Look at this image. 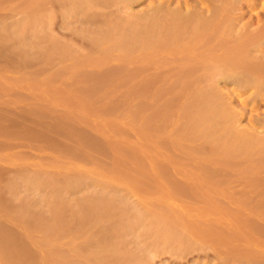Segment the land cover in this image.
<instances>
[{
  "label": "rangeland",
  "instance_id": "1",
  "mask_svg": "<svg viewBox=\"0 0 264 264\" xmlns=\"http://www.w3.org/2000/svg\"><path fill=\"white\" fill-rule=\"evenodd\" d=\"M163 2L0 0V264H264V86L187 59L264 44Z\"/></svg>",
  "mask_w": 264,
  "mask_h": 264
},
{
  "label": "bare ground",
  "instance_id": "2",
  "mask_svg": "<svg viewBox=\"0 0 264 264\" xmlns=\"http://www.w3.org/2000/svg\"><path fill=\"white\" fill-rule=\"evenodd\" d=\"M123 1L125 3H127V4L129 3L128 5L132 6V3L135 2V1H137V0H123ZM229 1H231V2H230V6L228 8L227 7V5H228L227 3H229ZM246 2H247V0H221V3H222L221 6H216L215 7V5L212 4V5H214L213 6V9L209 10V9H206V8H203V9L201 8L202 9V11H201L200 8L197 9L198 8L197 6L196 7L194 5H193L194 7L193 6H189L190 3H188V0H183L182 1V4L181 3H180L181 5H177L176 4L177 6H172L170 0L169 1L166 0V2H163L161 4H158V6H156L157 7L156 9L157 10H163V11L166 12V13H163L162 15H165V14L167 15V13L170 14V16H171V22H173L174 25L173 24L172 25L169 24L167 26L170 27V25H171V27L173 28V29H171V31L173 30L172 31V35H174V36H179V35L181 36L182 35L181 34L182 31H183V33H186L187 32V33H189V35L191 37H196V38L199 37V36H206V37H208V36H215V35H219L220 36V35H225V34L229 35L228 37H231V35H233V36L234 35H239L241 38L242 37H245L244 39L242 38L243 41L244 40L247 41V39L248 40L249 39H252V40H255L256 39L257 41H253V43L250 40L248 42H244L245 44L251 43L252 44L251 48L254 50V48H259V47L261 48V45L264 44V22L261 21V19H260L256 23V21H254L251 18V16L249 17V19L247 21H243V19L245 17V12H242L240 9H242L243 7H246L247 6V5L244 6L246 4ZM252 5H255V1L252 2ZM181 6H182V8L185 7V8H189V9L187 11H185L183 9L185 11L184 12L183 10H181ZM200 6H202V5H200ZM160 12H162V11H160ZM160 12H159L158 15H160ZM161 29H162V27H161ZM167 36H168V34H167ZM218 37H217V39H218ZM209 39H206V40H209ZM228 41H231V40H228ZM208 42H210V40ZM221 42H219V43H221ZM202 43H199L196 40V46L198 44H202ZM232 43H234V41ZM242 45H243L242 43H240V45L238 47H236L235 45H233V47L234 46L235 47L232 48L233 50L231 52H228L227 55L225 54V52H224L223 55H222V53H221V55L220 54L217 55V54H215V52L214 53H212V52L209 53L210 52L209 50H207V53H206V51L203 53L201 50L200 51L202 53L201 52H196L195 53L196 50L193 51V52H189L187 50L189 52L187 54V59L189 60V62L190 61H192V62L203 61L202 63L206 62L207 63V66H212V67H214L213 69L216 68L218 70V72L219 71L221 72L224 69L225 70L230 69L231 72L238 73L240 75V77H241V78H239V80L241 82L246 83V85L253 84V85L258 86V87L264 86V54H263L262 57L260 56L261 58L259 56L258 57L257 56L254 57V56H252L251 53H250V56H249L245 52V49H244V51L243 50L242 51L240 50V49L243 48ZM194 46H195V44H194ZM194 46H193V48H194ZM225 47L226 46H224L223 48H225ZM214 48H216V46ZM214 48H212L213 51H214ZM221 48H222V46H221ZM191 50H193V49H191ZM230 50L228 49V51H230ZM234 50H236V51H234ZM172 58H174V57H172ZM174 59H176V58H174ZM206 73H208V72H206ZM224 75L226 76V73ZM164 220H162V221H164ZM164 222H162V224H164ZM173 223H175V222H173ZM176 223H177V220H176ZM164 225H165V227L164 226L163 227L165 228V231L166 232L165 231L163 232L165 235H163L162 238L164 236H166L167 232H168L167 237L169 236L168 238L167 237L163 238L164 240L167 241V239H168L169 242L172 241V240L174 242H177V241L182 242L183 240H186V239L183 238L184 237V234H183V236L181 234V229L180 228L177 229V226H176L177 224L176 225H173V224H171L169 222L168 223L165 222ZM181 228H183V227H181ZM162 230H164V229L162 228ZM186 230H185V232H187ZM188 235L189 234H187V236ZM193 240H195V239H193ZM186 242L189 243V240H187ZM190 243H191V241H190ZM188 245L189 244H187L186 246H188ZM183 246H185V244ZM188 247L190 248V246H188ZM229 255H231V254H229ZM235 256H236V258L234 257V254H233L232 257H234V259L233 260L231 259L233 261V264H242V263H244L243 261L241 263V261L237 258V256L239 257V255H235ZM240 259H241V257H240ZM246 264H252V263L251 262H247Z\"/></svg>",
  "mask_w": 264,
  "mask_h": 264
}]
</instances>
